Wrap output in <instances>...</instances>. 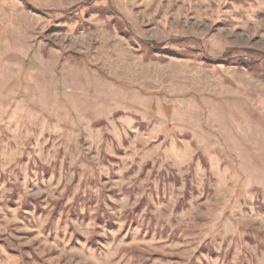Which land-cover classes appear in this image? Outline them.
Here are the masks:
<instances>
[{"label":"rangeland","instance_id":"rangeland-1","mask_svg":"<svg viewBox=\"0 0 264 264\" xmlns=\"http://www.w3.org/2000/svg\"><path fill=\"white\" fill-rule=\"evenodd\" d=\"M0 264H264V0H0Z\"/></svg>","mask_w":264,"mask_h":264},{"label":"trees","instance_id":"trees-1","mask_svg":"<svg viewBox=\"0 0 264 264\" xmlns=\"http://www.w3.org/2000/svg\"><path fill=\"white\" fill-rule=\"evenodd\" d=\"M27 2H28V0H26ZM26 4H28L29 6H31L32 7V5L30 4V3H26ZM30 8V7H29ZM123 32V31H122Z\"/></svg>","mask_w":264,"mask_h":264}]
</instances>
